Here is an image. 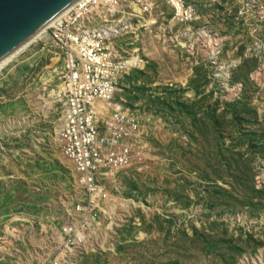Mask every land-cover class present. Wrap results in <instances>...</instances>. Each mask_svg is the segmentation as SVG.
<instances>
[{"label": "rangeland", "instance_id": "obj_1", "mask_svg": "<svg viewBox=\"0 0 264 264\" xmlns=\"http://www.w3.org/2000/svg\"><path fill=\"white\" fill-rule=\"evenodd\" d=\"M187 3L182 43L146 35L119 81L143 158L105 183L108 241L72 264H264V0ZM62 70L47 32L0 73V264H49L85 200L56 138Z\"/></svg>", "mask_w": 264, "mask_h": 264}, {"label": "built area", "instance_id": "obj_2", "mask_svg": "<svg viewBox=\"0 0 264 264\" xmlns=\"http://www.w3.org/2000/svg\"><path fill=\"white\" fill-rule=\"evenodd\" d=\"M196 21L187 0H80L55 20L50 33L63 59L58 93L63 115L56 138L85 200L51 244L58 253L47 258L49 264H72L75 250L108 241L91 232L101 227L98 210L106 216L101 208L108 200L105 183L143 158L142 125L115 102L119 81L143 66L140 48L146 35L175 48L183 40L181 28Z\"/></svg>", "mask_w": 264, "mask_h": 264}, {"label": "water", "instance_id": "obj_3", "mask_svg": "<svg viewBox=\"0 0 264 264\" xmlns=\"http://www.w3.org/2000/svg\"><path fill=\"white\" fill-rule=\"evenodd\" d=\"M80 0H0V67Z\"/></svg>", "mask_w": 264, "mask_h": 264}, {"label": "bare ground", "instance_id": "obj_4", "mask_svg": "<svg viewBox=\"0 0 264 264\" xmlns=\"http://www.w3.org/2000/svg\"><path fill=\"white\" fill-rule=\"evenodd\" d=\"M71 8H72V7H71ZM71 8H70V9H71ZM70 9H68L66 12H64V13H63L60 17H58V18H61L62 16H64V15H65ZM58 18H57V19H58ZM54 22H55V21H54ZM54 22H52L51 25H50L47 29H45V30H44L39 36H42L44 33H47V32L49 33V32L51 31V27L53 26ZM39 36H38V37H39ZM38 37H37V38H38ZM37 38H36V39H37ZM36 39H35V40H36ZM35 40H34V41H35ZM34 41H33V42H34ZM33 42H32V43H33ZM14 58H15V57H14ZM14 58H13V59H14ZM13 59H12V60H13ZM12 60H10V61L7 62L5 65H3L2 67H0V72H1V70L4 69L5 66H7ZM60 90H61V87H60ZM55 96L58 97V93H56ZM106 108H107V107H106L105 105H101V109H102V110H104V109H106ZM61 125H62V119H61V121H60V125H59V127H58L57 135H58V133H59V130H60V128H61ZM74 171H75V170H74Z\"/></svg>", "mask_w": 264, "mask_h": 264}]
</instances>
